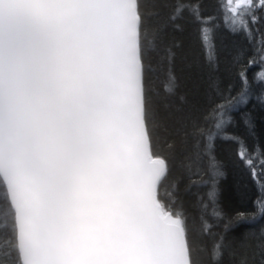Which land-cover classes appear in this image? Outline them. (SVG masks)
<instances>
[{
	"label": "snow or ice",
	"instance_id": "obj_1",
	"mask_svg": "<svg viewBox=\"0 0 264 264\" xmlns=\"http://www.w3.org/2000/svg\"><path fill=\"white\" fill-rule=\"evenodd\" d=\"M149 8L157 13L158 0H0V184L13 210L11 226L0 219V234L11 231L0 235V264L10 257L15 264H197L182 211L159 198L170 168L152 145ZM185 10L218 70L215 17L202 16L199 0L177 3L168 15L174 29L183 30ZM219 10L230 33L250 38L264 0H219ZM240 76L238 98L217 105L195 157L227 135L226 108L248 102L250 85ZM256 80L264 82V65ZM239 156L254 176L257 156L264 169L258 146L250 156L241 144ZM210 159L215 205L223 171ZM169 189L175 203V181ZM224 247L221 238L214 261Z\"/></svg>",
	"mask_w": 264,
	"mask_h": 264
},
{
	"label": "trees",
	"instance_id": "obj_2",
	"mask_svg": "<svg viewBox=\"0 0 264 264\" xmlns=\"http://www.w3.org/2000/svg\"><path fill=\"white\" fill-rule=\"evenodd\" d=\"M195 0H158L157 13L148 9L146 24L149 44L145 52L146 92L152 116L153 150L168 162V182L160 189L159 198L175 212L186 218L188 237L197 264H264V169L257 156L256 175L245 166L239 152L243 144L248 155L257 146L264 153V88L256 80L257 63L264 55V15L260 22L250 24L252 36L243 32L230 33L224 25L219 0H199L203 17H215V47L218 70L206 62V53L197 36L199 25L191 22L185 10L184 25L179 31L168 23V15L177 3ZM239 53L238 61L233 57ZM249 61H254L251 65ZM244 72L250 85L246 104L226 108L224 119L231 117L226 136L214 141L209 155L195 157L207 143L200 132L213 127L212 114L217 105L238 98L242 89L240 73ZM217 80L219 88L211 87ZM246 121L250 122L251 127ZM199 145V148H196ZM222 166L223 175L215 178V205L209 200L212 190V161ZM189 164L191 167L189 168ZM175 181V203L167 195ZM207 205V207H205ZM219 210V215H217ZM0 211L9 226L13 211L0 184ZM205 228L207 229L205 231ZM10 236L11 231L0 234ZM223 238L226 245L218 261L212 258L214 245ZM15 264V258H9Z\"/></svg>",
	"mask_w": 264,
	"mask_h": 264
},
{
	"label": "rangeland",
	"instance_id": "obj_3",
	"mask_svg": "<svg viewBox=\"0 0 264 264\" xmlns=\"http://www.w3.org/2000/svg\"><path fill=\"white\" fill-rule=\"evenodd\" d=\"M260 14L264 15V13H260ZM257 65L259 67V70L256 71V75H257V73H259L262 70V65H264V61H262L261 58H260L259 63H257ZM256 75H255V77H256ZM259 83L262 86V88H264V82H259Z\"/></svg>",
	"mask_w": 264,
	"mask_h": 264
},
{
	"label": "water",
	"instance_id": "obj_4",
	"mask_svg": "<svg viewBox=\"0 0 264 264\" xmlns=\"http://www.w3.org/2000/svg\"><path fill=\"white\" fill-rule=\"evenodd\" d=\"M10 204V203H9ZM12 209V208H11ZM13 211V210H12Z\"/></svg>",
	"mask_w": 264,
	"mask_h": 264
}]
</instances>
